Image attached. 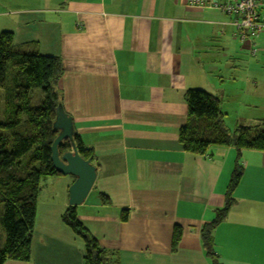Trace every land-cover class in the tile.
<instances>
[{
    "label": "crops",
    "instance_id": "crops-1",
    "mask_svg": "<svg viewBox=\"0 0 264 264\" xmlns=\"http://www.w3.org/2000/svg\"><path fill=\"white\" fill-rule=\"evenodd\" d=\"M233 18L187 0H0V32L13 33L15 50L60 59L61 105L96 168L76 215L120 264H210L200 230L224 204L237 152L211 145L191 154L178 132L189 89L220 100L229 132L264 118V33L251 56ZM238 163L236 202L213 231L215 253L222 264H264V152L242 150ZM73 181H43L46 190L59 186V214L49 218L47 208L41 245L34 223L31 261L4 264L58 263L71 252L83 264V243L61 222Z\"/></svg>",
    "mask_w": 264,
    "mask_h": 264
},
{
    "label": "trees",
    "instance_id": "trees-1",
    "mask_svg": "<svg viewBox=\"0 0 264 264\" xmlns=\"http://www.w3.org/2000/svg\"><path fill=\"white\" fill-rule=\"evenodd\" d=\"M237 35L239 37V33ZM13 40L12 32H0V101L3 106L0 120V264L31 261L40 184L49 178L62 177L53 169L50 160V147L58 134L52 127L55 110L62 103L58 89L62 73L60 59L19 52ZM37 90L43 96L34 100ZM183 99L187 106V122L179 129L178 137L184 151L204 155L211 145H219L232 147L237 152L224 204L216 210L215 219L200 230L205 257L210 264H222L215 253L213 231L235 205L233 193L242 176L238 163L240 152H264V118L253 127L239 126L229 132L221 124L217 97L203 90L189 89ZM72 144L80 157L92 162L93 153L84 149L75 132L71 140L61 141L58 152L71 151ZM99 198L101 203L110 204L103 194ZM127 219V211H121L120 221ZM61 222L83 240V264H120L117 253L102 248L79 222L76 207L68 206L61 215ZM180 239L181 229L175 226L171 251L176 250Z\"/></svg>",
    "mask_w": 264,
    "mask_h": 264
},
{
    "label": "water",
    "instance_id": "water-1",
    "mask_svg": "<svg viewBox=\"0 0 264 264\" xmlns=\"http://www.w3.org/2000/svg\"><path fill=\"white\" fill-rule=\"evenodd\" d=\"M52 127L58 134L50 147L51 164L60 175L74 178L68 188V205L77 207L84 202L93 187L96 180V168L92 165L91 159L85 160L79 156L73 144L71 151H66L63 154L58 152V145L61 141L71 140L74 133L72 119L63 111L61 105L57 106L55 110Z\"/></svg>",
    "mask_w": 264,
    "mask_h": 264
},
{
    "label": "built area",
    "instance_id": "built-area-1",
    "mask_svg": "<svg viewBox=\"0 0 264 264\" xmlns=\"http://www.w3.org/2000/svg\"><path fill=\"white\" fill-rule=\"evenodd\" d=\"M189 6L217 11L223 15L233 16L232 24L239 33V41L247 44L251 56L256 51L253 43L264 33V0H187Z\"/></svg>",
    "mask_w": 264,
    "mask_h": 264
},
{
    "label": "rangeland",
    "instance_id": "rangeland-1",
    "mask_svg": "<svg viewBox=\"0 0 264 264\" xmlns=\"http://www.w3.org/2000/svg\"><path fill=\"white\" fill-rule=\"evenodd\" d=\"M34 93L41 94V92L38 91V90L35 91ZM41 95L43 96V94H41ZM1 97H2V93L0 94V98ZM2 113H3V106H2V103L0 101V120H2ZM67 177H71V176H67ZM40 185H41L40 186L41 194L38 197V201H37L38 209L36 211V218H35L36 219L35 224H36V227H37V234H38V237H39V245H41L43 243L42 233L44 231H46V229L44 228L45 227L44 225L46 223V219L45 218H48V215L46 213L47 212V208L53 210L50 213L51 217H49V218H53L54 211L60 206L59 205L60 199H59V197H56V195L59 196V192H60L59 186H58V188L57 187H53V188L49 187V190H46V187L44 186V182L43 181L41 182ZM55 212L59 214V210L55 211ZM40 221H42V223ZM49 226H51V224L47 225V227H49ZM76 237L78 239H80L81 242L83 243V240L79 236H76ZM66 242H67V240L65 241V243ZM69 247H71V246H69ZM41 251H43L44 253L47 252V250H44V249H42ZM50 253L51 252H48L47 255H49ZM68 255H70V256H68L69 258H67L66 260H60V261H58V263H52V262H55L52 259V260H50V264H77L76 257L72 258L73 257L72 252L69 253Z\"/></svg>",
    "mask_w": 264,
    "mask_h": 264
}]
</instances>
